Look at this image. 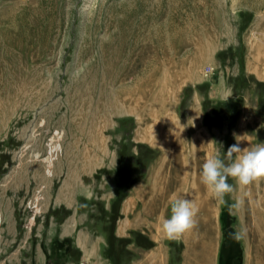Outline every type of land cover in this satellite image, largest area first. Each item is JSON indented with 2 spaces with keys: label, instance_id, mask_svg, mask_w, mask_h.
<instances>
[{
  "label": "rangeland",
  "instance_id": "374dc122",
  "mask_svg": "<svg viewBox=\"0 0 264 264\" xmlns=\"http://www.w3.org/2000/svg\"><path fill=\"white\" fill-rule=\"evenodd\" d=\"M252 16H264V0H0V264H39V244L47 264L74 259L71 242L53 236L68 213L53 199L79 188L87 223H108L112 189L117 197L157 155L156 163L165 159L153 147L167 134L171 141L197 136L206 143L202 158L226 159L236 129L247 146L264 142V83L242 69ZM211 76L224 78L227 99L208 98ZM194 93L208 102L211 131L204 123L194 130L187 112ZM238 98L243 105L229 115V106L213 114L212 106ZM140 145L154 151L145 170L149 153ZM229 183L222 244H239L250 264L264 241V180ZM236 200L242 203L233 208ZM171 243H179H167L176 264Z\"/></svg>",
  "mask_w": 264,
  "mask_h": 264
},
{
  "label": "crops",
  "instance_id": "0c3cea01",
  "mask_svg": "<svg viewBox=\"0 0 264 264\" xmlns=\"http://www.w3.org/2000/svg\"><path fill=\"white\" fill-rule=\"evenodd\" d=\"M252 23L250 33L247 30V37L243 41V72L255 82L264 83V16H252L247 24L249 28ZM252 34L263 35V39L257 40L254 36L251 38ZM208 62L209 65L215 66L216 55L211 54ZM210 80L208 98L227 99L229 89L224 85V78L211 76ZM193 82L202 83L203 76L194 77ZM187 112L191 113V117L194 114V130H197L196 124L203 123L204 116L202 101L197 93L191 98ZM234 133L235 136L240 135L237 140L239 142L243 140L240 143L247 146L244 141L246 133L239 129ZM172 135L173 133L167 134L160 145L153 147L165 150V159L159 157L156 163L157 155L143 179L131 184L126 196L120 202L112 234L118 239H129V243L114 260L111 261L107 255L109 247L107 222L101 220L98 228L90 226L87 223V215L78 211L77 204L81 199L79 188L73 189L69 194L65 190L53 199L51 202L53 207H63L69 212L66 218L58 223L57 228H51L54 231L53 236L56 233L57 240L69 239L72 247L78 252L76 259L72 258L64 264H171L173 256L167 245L170 241L181 244L179 260L176 264H219L223 237L222 213L225 207L200 181L201 166L206 159L211 158L210 153L203 158L199 157L198 151L206 143L198 142L197 136L188 142L182 140V137L178 141H171L169 139ZM108 155L103 151L100 166H106ZM113 165H117V161ZM115 198L116 190L112 189L105 204L110 216ZM176 198H187L192 201L195 222L179 239L170 240L165 237L162 224L171 214L170 206ZM13 214V211L8 212L6 220H9V223L15 220ZM93 219L92 216L90 220ZM51 225L55 226L54 223ZM133 234L142 235L152 242L153 246H145L144 242L135 238ZM38 246L43 254L42 261L38 260V263L47 264L46 252L42 244ZM256 246L259 250L254 254L250 264H264V241L259 240ZM243 261L244 259L242 264H246Z\"/></svg>",
  "mask_w": 264,
  "mask_h": 264
},
{
  "label": "clouds",
  "instance_id": "9594fccd",
  "mask_svg": "<svg viewBox=\"0 0 264 264\" xmlns=\"http://www.w3.org/2000/svg\"><path fill=\"white\" fill-rule=\"evenodd\" d=\"M237 137L240 135L235 136L236 140ZM229 178L241 187L264 180V142L244 146L237 140L228 146L226 159L212 156L203 162L200 181L211 190L214 198L221 202L234 189V185L229 183ZM241 203V200H236L232 207L237 208ZM170 209L171 214L164 219L162 231L167 239L175 240L192 228L195 222L194 208L191 200L176 198ZM240 234L236 231L231 233L237 239Z\"/></svg>",
  "mask_w": 264,
  "mask_h": 264
},
{
  "label": "trees",
  "instance_id": "16d2710c",
  "mask_svg": "<svg viewBox=\"0 0 264 264\" xmlns=\"http://www.w3.org/2000/svg\"><path fill=\"white\" fill-rule=\"evenodd\" d=\"M242 69H243V66H242ZM236 100L237 101H230L228 103V105L216 104V105L212 106L211 109H212L213 114L214 115H217L218 114V111L217 110H218L219 107L229 106V108L227 109V112H229L228 113V115H229L231 112H233L234 110H236L235 109V105L236 104H238L239 106L240 105L241 106L243 105V100H241L239 98L236 99ZM207 104H208L207 101H205V103L202 104L203 112H204L203 123H204V126L206 128H208L209 131H211V127H210V123H209L210 121H209V119L207 117V114H206V110H208V105ZM231 140L233 141V139H231ZM140 146L144 147L146 149L147 153H149V155H148L149 156V160H148V162L144 166V170H145L146 167H147V164L153 158L154 151L151 148H149L148 146H146V145H140ZM128 164H130V163H128ZM128 164L126 165V169L129 168V165ZM137 180H139V178ZM137 180H134L132 183H134ZM127 189L128 188H125L124 190H122V189L120 190V186H119V190L120 191H118V194H117V197L115 199V202L113 203L114 205H112V206L115 207L116 212L114 213V209H112V211H111V215L112 216H109V221L107 223L108 225L106 226V230L109 233V237H108L109 247L107 249V255H108V258L111 261L114 260L119 255V253L122 252V250H124L126 244L129 243V239H118V238H116L112 234V228L114 226L115 219L118 216V210L117 209H118V207L120 205V202L126 196ZM68 214H69V212L67 213V215ZM133 236L135 238H137L138 240H140V241L142 240L144 242L145 246H147V247H151L152 246V243H150V241L147 238L143 237L142 235L133 234ZM66 240L70 241L69 239H66ZM66 240H64V241H66ZM171 246L175 247V249L178 251V255H179L181 246L179 244L176 245L174 243H171ZM75 252L78 255L77 250H75ZM67 254H68V252H67ZM77 255H76V257H77ZM76 257H75V259H76ZM178 260H179V257L177 256L176 261H178ZM219 264H242V250L240 248V245L239 244L236 245V246H234V245H228V243H227V241L225 239L224 242H223V244H222L221 250H220Z\"/></svg>",
  "mask_w": 264,
  "mask_h": 264
},
{
  "label": "built area",
  "instance_id": "2783aa9c",
  "mask_svg": "<svg viewBox=\"0 0 264 264\" xmlns=\"http://www.w3.org/2000/svg\"><path fill=\"white\" fill-rule=\"evenodd\" d=\"M211 71H212V69L210 68L209 70L206 71L205 75H208L209 72H211Z\"/></svg>",
  "mask_w": 264,
  "mask_h": 264
}]
</instances>
